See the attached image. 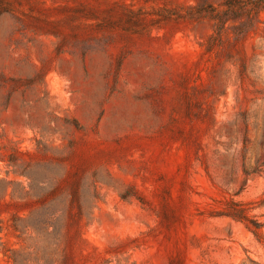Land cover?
<instances>
[{"label": "rangeland", "instance_id": "374dc122", "mask_svg": "<svg viewBox=\"0 0 264 264\" xmlns=\"http://www.w3.org/2000/svg\"><path fill=\"white\" fill-rule=\"evenodd\" d=\"M259 1L0 0V264H264Z\"/></svg>", "mask_w": 264, "mask_h": 264}, {"label": "trees", "instance_id": "16d2710c", "mask_svg": "<svg viewBox=\"0 0 264 264\" xmlns=\"http://www.w3.org/2000/svg\"><path fill=\"white\" fill-rule=\"evenodd\" d=\"M256 8H258L259 10L263 9L264 10V0L259 1L256 4ZM261 8V9H260ZM248 174V173H245ZM229 216H231L234 219H238V220H245L246 217L244 216V209H234L233 213H228ZM256 226V228L260 227L259 225H254ZM20 252L11 250L10 251V255L8 257V259H10L12 261L13 264H24L21 263V261H19L18 259V255Z\"/></svg>", "mask_w": 264, "mask_h": 264}]
</instances>
